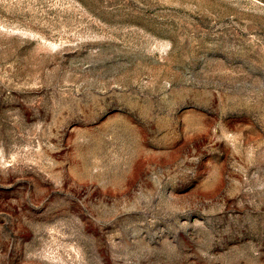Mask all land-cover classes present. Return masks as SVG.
<instances>
[{
    "label": "rangeland",
    "instance_id": "374dc122",
    "mask_svg": "<svg viewBox=\"0 0 264 264\" xmlns=\"http://www.w3.org/2000/svg\"><path fill=\"white\" fill-rule=\"evenodd\" d=\"M0 264H264V0H0Z\"/></svg>",
    "mask_w": 264,
    "mask_h": 264
}]
</instances>
